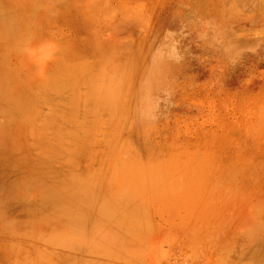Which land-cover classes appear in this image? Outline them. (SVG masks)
<instances>
[{
  "label": "rangeland",
  "instance_id": "374dc122",
  "mask_svg": "<svg viewBox=\"0 0 264 264\" xmlns=\"http://www.w3.org/2000/svg\"><path fill=\"white\" fill-rule=\"evenodd\" d=\"M0 1L6 9L10 8L18 14L12 13V16L10 9L7 11L12 19L17 18L13 28L5 21L8 16L3 19L6 10L0 5V10L4 11H0V33L5 31L8 35V32H14L9 33V39L3 34L5 37H1L4 39H0V96L4 94L3 100L0 97V181H4V185L0 184V190H3L2 186L9 185V194L14 195L15 189L13 191L12 187L16 180V185L24 181L23 185L29 186L27 189L31 191H26L29 196L30 192L39 190L41 194L37 196L36 192V195L28 196L32 198L29 201L34 206H31L26 203L27 196L23 200L22 194V198H19L20 194L19 197L16 195L19 203L16 196L10 197L6 188V192L3 191L14 200L12 206L10 204L8 207L9 212L6 211L9 199H5V195L0 197L6 201L0 199L5 203L3 206L7 205L0 208H4L7 213L4 222L1 223L2 217L0 219L6 231L1 225L3 230H0L6 236L7 230L13 236H22L23 228H32L34 231L32 233L28 229L30 234L27 230L31 237L24 232L26 238H30L25 241L27 247H20L23 241L19 243L18 240L21 236H15L18 238L16 244L14 238L9 239L10 236H2L4 233H0V264H35L37 258L42 263L41 259L45 256L42 258L40 253L45 251L46 241V244H54L55 247L60 243L64 246L67 240H73V235L69 237L71 234H78V227V230L83 231L80 228L85 229L86 225L87 229L95 222V228L99 229L102 223L112 224L115 219L118 221L117 217L118 224L127 223L128 227L126 231L121 230L122 234L118 233L117 236H121L119 243L115 242L117 238L115 241L111 239L114 228L119 226L114 225L117 223L115 221L111 236V225L102 224L103 228L107 227V230L104 229L107 232L102 226V231H94L95 234L92 228L84 230L97 238L85 234L89 237H84L88 238V245L93 242L88 250L85 239L87 247L83 245L86 249H81L84 240L79 243L82 239L79 236L84 234L81 231V235L78 234L76 239L80 240L76 242L81 245L82 252L92 254L94 251L93 254L97 255L95 258L92 255L85 256L88 264H93L97 257L98 261L103 260L99 262L102 264L105 261L104 255L100 259L97 250L100 248L104 253L105 249L108 253L112 250L108 249V245L113 242L117 243L116 249L119 252L127 250L123 241L132 246V250L128 246L129 252H124L127 256L131 254L130 261L123 264H264V0H39V5L38 2L35 4V0ZM20 14L21 21L17 17ZM16 28L19 31L13 30ZM71 76L78 78L74 82ZM57 78L63 81L58 79V84L67 85L62 86V91L60 88L57 90L54 82ZM66 78L67 81L69 78L70 84H65L63 79ZM50 79H54L53 83ZM82 89L85 90L82 92ZM69 90L74 92L76 98L71 97L73 93ZM52 93L54 95L51 96ZM13 96L20 98L21 105L17 100L14 101ZM53 96L57 102L52 100ZM82 97L90 100L87 101L90 102L88 106L86 101H81ZM59 99L63 102L65 100L64 104L68 102L77 106L73 104L74 108L67 104L68 107L61 104L62 101L59 104ZM4 100L7 101L2 104ZM40 102H45L50 108ZM11 104L16 106L11 107ZM23 106H26L24 110ZM66 108L71 111L64 112ZM52 109L49 115L48 110ZM43 110L47 113L42 114ZM40 117L46 121L45 125L40 122L41 126L54 130L41 131L43 127L40 129V124L37 126L40 130L31 127L35 125L34 122L37 125L38 120L42 121ZM77 118L79 122L75 121ZM68 122L78 123L71 126ZM68 127L71 133H68ZM78 176L82 183L84 180V184L86 182L90 185L89 188L97 190L98 195L90 192L92 190L87 185L85 187L90 197L87 195L85 198L83 192V196L79 195L82 184L78 188L81 183L76 181ZM67 180L71 187H67ZM61 181L67 184L64 193L63 183L59 185ZM71 181L72 185L76 182L77 186H74L78 190L73 186V191H79H74L78 193L77 198L73 191L69 192L72 189ZM58 192L69 193L62 200L70 199L72 201H68L73 204L67 208L70 202L64 201V205L61 199L57 201L60 195ZM102 194H106V198ZM93 195L100 197V202L98 199V203L93 204H97L96 211L99 203L109 202L107 206L113 204L117 216L113 219V209H104L102 204V212L98 210L100 218L97 217L98 211H92L94 206L84 200L92 201L93 198H90ZM60 196L63 198V195ZM72 197L82 199L81 203ZM82 201L91 204L88 210L91 215H86L87 210L86 216L82 213L85 210ZM23 203L26 205L23 206ZM46 204L54 205V208ZM55 206L59 207L55 209ZM33 207L47 211L46 214H56V210L60 213L61 210L63 212L60 216H65L60 217L58 213L57 216L63 219L54 218L57 220L54 223L48 213L50 216L47 219L50 221L45 222L48 215L45 216L43 212L44 217L41 212L44 220L41 219L40 211L37 212ZM28 208L37 210L40 216L37 213L33 216L35 211ZM2 210L1 213L4 212ZM26 210L31 211L32 216ZM66 213L69 215L66 216ZM70 214H77L76 219L82 217L85 223L79 219L77 221L83 225L78 222L74 225L76 219ZM88 215L91 218L89 222L86 221ZM12 216H16L15 222ZM25 216H31L29 222L25 221L26 225H31L29 227L17 223L19 218L25 220ZM35 216L38 218L35 219ZM66 217L70 219H66L70 228L67 223L65 227L68 229L61 228L62 232L59 226L63 223L65 225ZM39 218L44 222H40ZM31 219H35L36 223ZM104 219L108 222H104ZM72 222L73 228L77 226L74 233L70 231ZM10 224L17 226L11 227ZM67 230L72 233L69 235ZM64 233L69 238L62 236L64 240H59ZM57 234L61 241L59 243ZM65 238L66 244L63 245ZM53 241L55 243L52 244ZM42 243L44 247L40 250L38 247ZM96 245L99 248L94 249ZM113 245L115 247V244L110 246ZM74 247L77 248L76 244ZM11 248L12 252L17 248L20 251H15L14 255L23 252L27 254L26 257H22L23 253L17 254L16 258L20 260L17 261L9 252ZM75 250L72 252L74 255ZM117 250L116 253L109 252L108 258L112 254V259H115L113 255H117ZM66 251L64 256L63 249L60 251L62 255H53V252L51 256L46 252L43 255L47 254L50 264L53 257V262L57 264L62 257L63 264H70L74 261L71 256H75L67 255ZM80 253L77 255L82 256L83 253ZM86 253L83 259L79 256L78 260L85 261ZM5 256L8 257L5 259ZM77 257L74 258L75 264H81L83 261L80 263ZM118 258L119 262L117 259L115 262L110 259L107 261L122 264L124 260L120 261V256ZM47 260L44 261L46 264L49 262Z\"/></svg>",
  "mask_w": 264,
  "mask_h": 264
},
{
  "label": "bare ground",
  "instance_id": "6f19581e",
  "mask_svg": "<svg viewBox=\"0 0 264 264\" xmlns=\"http://www.w3.org/2000/svg\"><path fill=\"white\" fill-rule=\"evenodd\" d=\"M35 1H36V2H35ZM35 1H34L35 4L38 2L37 4L39 5L40 1H39V0H35ZM0 5H1V7H3V10H4V9L6 10L5 13H3L4 11L2 12V11L0 10V11L3 13V15H4V16H3V19H5L4 17H7V16H8V18L5 19V21L7 20L6 23L9 24V25H12V26H13V25H14V22H15V20H17V18H14V17H13V19H12V16H13L12 13H15V15H16L17 12H16V11L12 12L11 9L9 8L10 11H11V12H10V15L12 14V16L10 17V15H8L9 12H7V11H9V9L7 8V9H8V10H7V9H6V6H4L3 3H1V1H0ZM2 5H3V6H2ZM34 6H35V5H33V7H34ZM1 7H0V8H1ZM34 8H35V7H34ZM1 9H2V8H1ZM6 13H7V15L5 16ZM15 15H14V16H15ZM17 15H18V14H17ZM0 17H2V16H0ZM17 17H19V19H20L21 14H20L19 16H17ZM9 18H11V19H9ZM21 18H22V17H21ZM1 19H2V18H1ZM11 20H12V21L14 20V21L12 22ZM21 20H22V19H20V21H21ZM9 21H10L12 24H10ZM1 22H2V20H1ZM8 22H9V23H8ZM16 25H17V24H16ZM6 26H7V25H6ZM5 28H6V27H5ZM13 28H15V26H13ZM3 29H4V28H3ZM13 30H16V31H17L18 29L16 28V29H13ZM16 31H15V32H16ZM18 31H19V30H18ZM3 32L5 33V31H2V33H0V39H1L2 37H5V36H3V35H6V33L4 34ZM11 32L14 34L13 31H10V32H8V35L12 34ZM9 33H10V34H9ZM2 34H3V35H2ZM16 34H17V33H16ZM18 34H19V32H18ZM1 35H2V37H1ZM8 35H6V36H7L6 38H8ZM9 37H10V36H9ZM6 38H5V39H6ZM2 39H4V38H2ZM8 39H9V38H8ZM74 74H75V73H74ZM74 74H73V75H74ZM75 75H76V74H75ZM75 75H74V76H75ZM77 75H78V74H77ZM61 78H64V76L61 77ZM61 78H60V79H61ZM70 78L75 82V79L78 78V77L76 76L75 79H74V77L72 78V76H71ZM80 78H81V77H80ZM80 78H79V79H80ZM54 79H55V78H54ZM54 79H52V80L50 79L51 83H53V80H54ZM58 79H59V78H57L56 81L54 80V82H56L57 90H58V88H60V90L62 91V90H64V88L62 87V86L64 85V83H63V84L60 83V84H62L61 87H60V86H59L60 84H58V82H59ZM60 79H59V80H60ZM79 79H77V80H79ZM63 80H65V81H64V82H66L65 84H68L67 82H69V84H70V80H69V78H68V81H67V78H66V79H63ZM77 80H76V81H77ZM57 81H58V82H57ZM60 81L63 82L62 79H61ZM78 82H79V81H78ZM84 82H85V81H84ZM84 82H83V83H84ZM51 83H50V86H51ZM53 85H55V83H54ZM64 86H67V85H64ZM51 87H52V86H51ZM49 88H50V87H49ZM52 88H53V87H52ZM52 88H51V90H52ZM55 88H56V86H55ZM62 88H63V89H62ZM49 90H50V89H49ZM54 90H55V89H54ZM67 90H68V89H67ZM67 90H65V91H67ZM84 90H85V89H84ZM84 90L82 89L81 91L83 92ZM86 90H87V88H86ZM65 91H64V95H65ZM87 91H88V90H87ZM69 92H72V93H73V95H72L71 97H74V96H75V94H74L73 91H70V90H69ZM58 93L60 94L61 92L58 91ZM87 93H88V92H87ZM2 94H3V93H2ZM2 94H1V95H2ZM48 94H49V93H48ZM61 94H63V93H61ZM68 94H69V93H67L66 95H68ZM7 95H9V94H7ZM7 95L5 94V96H7ZM52 95H54V94L52 93L51 96H52ZM69 95H71V94H69ZM69 95H68V96H69ZM9 96H11V95H9ZM9 96H8V97H9ZM16 96H18V94H17ZM55 96H56V95H55ZM0 97H1V96H0ZM2 97H4V94L2 95ZM2 97H1V98H2ZM13 97L15 98V96H13ZM18 97H19V96H18ZM18 97L15 98L14 101L17 100V102L19 103V105H21V102L19 101L20 98L18 99ZM41 97H42V96H41ZM41 97H40L39 99H42V98H43V97H42V98H41ZM47 97H48V95H47ZM60 97L63 98V96H61V95H60ZM84 97H87V96L84 95ZM84 97L80 98V99H82L81 101H86L85 104H87V103L89 104L90 102H87V101H90V100H89V99H88V100H84V99H83ZM10 98H11V99H10ZM10 98H9V100H11V102L13 103V101H12V97H10ZM44 98H46V97H44ZM48 98L50 99V97H48ZM48 98H47V99H48ZM51 98H52V97H51ZM53 98H54V99H52V100H55V97H54V96H53ZM66 98H68V97H66ZM74 98H76V97H74ZM4 99H6V97H5ZM47 99H46V101H47ZM63 99H65V98H63ZM0 100H1V99H0ZM2 100H3V98H2ZM65 100H66V99H65ZM65 100H64V102H63L62 100L59 99V104H60V102L62 101L63 103H61V104H63V105H67L68 102H67V104H64V103H66ZM6 101H7V100L1 101V103H2V102H6ZM42 101H43V100H42ZM55 101H56V100H55ZM55 101H54V102H55ZM67 101H69V100H67ZM47 102H48V101H47ZM56 102H57V101H56ZM74 102H76V101H74ZM7 103H8V102H7ZM40 103H41V102H40ZM44 103H45V102H43V104L41 103V105H45ZM49 103H50V102H49ZM49 103H48V104H49ZM82 103L84 104V102H82ZM2 104H3V103H2ZM5 104H6V103H5ZM5 104H4L3 106H5ZM15 104L17 105V103H15ZM46 104H47V103H46ZM57 104H58V103H56L55 105H57ZM59 104H58V105H59ZM73 104H74V103H73ZM73 104H68V105H69V106L72 105L71 107H74V108H75L74 105L77 106V104H74V105H73ZM85 104H84V105H85ZM88 104H87V106H88ZM16 105L11 104V107H14V106H16ZM19 105H18V106H19ZM41 105H40V106H41ZM51 105H52V102H51ZM58 105H57V106H58ZM68 105H67V106H68ZM6 106H8V105H6ZM18 106H17V107H18ZM45 106H46V105H45ZM67 106H66V107H67ZM69 106H68V107H69ZM82 106H83V105H82ZM85 106H86V105H85ZM85 106H84V107H85ZM20 107H21V106H20ZM46 107H49V105H47ZM52 107H53V106H52ZM58 107H62V106L60 105V106H58ZM58 107H56V109H57ZM7 108H8V107H7ZM24 108H26V106H23V110H24ZM49 108H50V107H49ZM64 108H65V106H64ZM74 108H72V110H73ZM3 109H4V108H3ZM31 109H32V108H31ZM58 109H59V108H58ZM58 109H57V110H58ZM82 109H83V108H82ZM0 110H1V106H0ZM6 110L8 111V109H6ZM21 110H22V109H21ZM49 110H50V109H49ZM49 110H48V112H49V115H50V113H52L54 109H52L51 111H49ZM59 110L61 111V109H59ZM63 110H64V112L67 110L68 113L71 111V110L69 111L67 108H66V109H63ZM7 111H6V112H7ZM60 111H59V112H60ZM81 111H82V110H81ZM81 111H80V112H81ZM1 112H2V111H1ZM6 112H5V113H6ZM36 112H37V111H36ZM37 113H38V112H37ZM43 113L46 114L47 112H46L45 110H43L42 114H43ZM73 113H74V112H72L71 114L73 115ZM81 113H82V112H81ZM81 113H80V114H81ZM6 114H7V113H6ZM16 114H17V113H16ZM29 114H30V113H29ZM57 114H58V112H57ZM11 115H14V114H11ZM59 115L61 116V114H59ZM62 115H63V114H62ZM66 115H69V114H66ZM72 115H71V116H72ZM81 115H82V114H81ZM81 115H80V116H81ZM47 116H48V114H47ZM51 116H52V115H51ZM48 117H49V116H48ZM53 117H54V116H53ZM56 117H57V115H56ZM56 117H55V118H56ZM61 117H62V116H61ZM63 117H65V115H63ZM69 117H70V116H69ZM42 118H43V117H42ZM49 118H50V117H49ZM67 118H68V117H67ZM71 118H72V117H71ZM39 119L42 120L41 117H40ZM45 119L47 120V118H45ZM64 119H66V118H64ZM68 119H69V118H68ZM78 119H79V118H77L75 121H77ZM53 120H54V119H53ZM53 120H51V121H53ZM58 120H59V117H58ZM58 120L56 119L55 122H57ZM60 120H61V118H60ZM62 120H63V119H62ZM35 121H36V120H35ZM64 121H65V120H64ZM75 121H74V122H75ZM33 122H34V121H33ZM37 122H38L37 125H36V122H34L35 125L32 124L31 127L34 126V127L36 128V127L40 124V122H41V123L44 122V123H42V125H43V124L45 125V123H46V121H43V120H42V121H39V120H38ZM74 122H73V123H72V122H68V124L70 123L71 126H72V124H76V123H78L79 120H78V122H76V123H74ZM80 123H81V122H80ZM48 124L50 125L49 122H48ZM48 124H47V125H48ZM61 124H64V122L62 123V121H61ZM81 124H82V123H81ZM52 125H53V124H52ZM57 125H58V124H57ZM64 125H65V124H64ZM53 126H54V125H53ZM53 126H51V127H53ZM60 126H61V128L63 127L62 125H60ZM69 126H70V125H69ZM76 126H77V125H76ZM76 126L74 125V127H76ZM31 127H29V128H31ZM38 127H39V126H38ZM38 127H37L36 129H37V130H40L43 126H41V124H40V127H39L40 129H39ZM44 127H45V128H44ZM44 127H43V129H41V131H42V130L44 131V130L47 128V126H44ZM51 127H50V128H51ZM54 127H56V124H55ZM29 128H28V130H29L28 132L31 133V130H30ZM56 128H58V127H56ZM61 128H60V129H61ZM64 128H66V127L64 126ZM78 128H79V127H78ZM80 128H82V129H81V131H82V130H83L82 125H81ZM32 129H33V128H32ZM52 129L54 130V128H52ZM52 129L50 130L49 127H48V129H46V131L48 130L47 132H50V131H52ZM66 129H67V128H66ZM69 129H70V128L68 127V133H71L72 131L70 130V132H69ZM71 129L74 130L73 128H71ZM33 130L35 131V129H33ZM33 130H32V132H33ZM55 130H56V129H55ZM61 130H62V129H61ZM78 130H79V129H78ZM65 131H66V130H65ZM75 131H77V129H76ZM47 132H44V133H47ZM53 132L57 133L58 131H53ZM73 132H74V131H73ZM77 132H78V131H77ZM77 132H76V133H77ZM58 134H59V133H58ZM58 134H57V135H58ZM77 134H78V133H77ZM73 136H75V135H73ZM76 136H78V135H76ZM76 136H75V137H76ZM79 136H83V135H80V134H79ZM79 136H78L77 138H79ZM72 138H73V137H72ZM77 138H74V139H77ZM79 139H81V138H79ZM75 141H76V140H75ZM77 141H78V140H77ZM109 174H110V173H109ZM72 175H73V177H74V174H72ZM105 175H106V174H105ZM107 175H108V174H107ZM75 176H76V175H75ZM103 176H104V175H103ZM103 176H102V178H103ZM68 177H69V176H68ZM68 177H67V178H68ZM70 177H71V176H70ZM78 177H79V176H78ZM78 177H76L77 180L74 179V181L76 180L77 183H79V182L82 181V179L79 180L80 177H79V178H78ZM109 177H110V176H108L107 178H109ZM102 178H101V179H102ZM105 178H106V176H105ZM72 179H73V178H72ZM19 180H20V179H19ZM19 180H18V181H19ZM21 180H22V179H21ZM21 180H20V181H21ZM68 180L70 181V179H68ZM68 180H67V183H68ZM105 180H107V179H105ZM105 180H104V182H105ZM14 181H15V183H14ZM14 181L10 184V185H12L13 183L15 184V185L13 186V187H15V188L12 187V190L15 189V191H19V189H20V190L22 189L21 191H23V193H22L21 191H20L21 193H20V192L17 193V192H15V191L13 190L15 194H14V195H11V194H9V193H11V192L8 191V187H9V185H8V187H7V186H4V187L2 186L1 189H3V190H0V197H4V195H5L6 197H4V198H5V199L7 198V200L9 199V201H10V199L12 200V198L15 197L16 195H18V194L21 195V194H22V195L24 196L23 200H26L25 198H27V197L29 196L28 192L31 191L30 189H29V190L27 189V188L29 187V186H27V184H26L27 182L25 183V184H26V186H25V185H23L24 181H23V182H20V181H19V182H20L19 185H16V180H14ZM18 181H17V182H18ZM78 181H79V182H78ZM101 181H103V180H101ZM2 182L4 183L3 179H2V181H0V184H1V185H4ZM65 182H66V181H65ZM72 182H73V181H71V183H70L71 185H72ZM104 182H103V183H104ZM59 183H61V184H59ZM59 183H56V184L62 185V183H63V185H62V186H63V189H64V188L66 189V186H65L66 183L64 184V181H63V182L61 181V182H59ZM75 183H76V182H75ZM75 183H73V185H72V189H70L69 192H72V191H73V189H74L73 186H74ZM17 184H18V183H17ZM21 184H22L23 186H20ZM81 184H82V190L79 189V191H81V192H79V191H77V190H78V188H81V186H80ZM83 184H84V180H83V183H82V182L79 183L78 188L74 186L75 189H77V190H74V191H75V192H76V191L79 192V193H80L79 195H81V196L85 195V198H86L87 195L90 197V194H89V192H88L89 190H86V188H87V187L89 188L90 185H89L88 183L86 184V182H85L84 186H83ZM1 185H0V186H1ZM50 185H52V183H50ZM66 185H67V184H66ZM75 185H76V184H75ZM85 185H87V187H85ZM88 185H89V186H88ZM16 186H17L18 188H17ZM53 186H54V185H52V187H53ZM69 186H70V185H69V183H68V186H67V187H69ZM76 186H77V185H76ZM25 187H26V188H25ZM70 187H71V186H70ZM5 188H6V190H7V193H8L9 195H11L10 197H12V198H10L8 195H6L7 193H4V192H3V191H5ZM59 188H61V187H59ZM84 188H85V190L87 191L85 194H84L85 190H83ZM16 189H18V190H16ZM25 189H26V190H25ZM53 189H54V187H53ZM55 189L59 190L58 187H56ZM65 189L63 190V192H62V191H61V192L64 193ZM89 189L92 190V188H89ZM9 190H11V187H10ZM46 190H47V189H46ZM57 190H56V191H57ZM1 191H2V192H1ZM13 191H12V192H13ZM24 191H25V192H24ZM26 191H28V192H26ZM39 191H40V190H39ZM39 191H36V192H38V193H37V194H38L37 196H39V194H40ZM66 191H67V189H66ZM66 191H65V192H66ZM74 191H73V193H75ZM96 191H97V190H96ZM96 191H94V189H93V190L90 191V192H94L95 194L98 195V193H96ZM5 192H6V191H5ZM36 192H35V193H34V192H33V193L30 192L31 195H30L29 197H31L32 194H33V196L36 195ZM45 192H46V191H45ZM48 192H49V191H48ZM50 192H51V191H50ZM61 192H58V193H60V195H63V196H62L63 198H61V196L58 195V196H59V200H57V201H61L62 199H65V198H64V197H66L65 195H68V194H69V193H68V194H66V193H65V194H61ZM82 192H83V195L81 194ZM1 193H3V196H1ZM41 193H42V192H41ZM46 193H47V192H46ZM46 193H43V194L46 195ZM12 194H13V193H12ZM24 194H25V195H24ZM53 194H54V193H53ZM55 194H56V193H55ZM107 194H108V193H107ZM22 195H21V197H19V195H18V197H19V198H22V197H23ZM40 195H41V194H40ZM45 195H42L41 197L44 196L45 198H47ZM71 195H72V193H71ZM76 195L78 196V193H75V196H74V197L77 198ZM99 195H100V192H99ZM102 195H104V197H105L106 194H102ZM108 195H109V194H108ZM26 196H27V197H26ZM48 196H49V195H48ZM54 196H55V195H54ZM69 196H70V195H69ZM91 196H92V195H91ZM8 197H9V198H8ZM16 197H17V196H16ZM18 197H17V200H18ZM29 197L27 198L28 200H26V201L31 202V203L26 202L27 205L31 204V206H34V205H32V201H29V200H32V198L29 199ZM35 197H36V196H35ZM51 197H53V195H51ZM55 197H57V195H56ZM67 197H68V196H67ZM67 197H66V198H67ZM70 197H71V196H70ZM74 197H72V199H73ZM89 197H88V198H89ZM101 197H102V196H101ZM4 198H0V199H2V200L5 201ZM37 198H38V197H37ZM53 198H54V197H53ZM57 198H58V197H57ZM57 198H56V199H57ZM76 198H74V200H75ZM80 198H81V197H80ZM82 198H83V197H82ZM92 198H93L92 201L83 198L84 200H86V203H89V202H90V203L92 204V206L95 207V209H94V207L90 206L91 204H88V205H87V204H85V202L82 201V202L85 204V205H83V203H82V205L85 207V210L83 209L84 212H82V213H84V215H85V213L90 209V207H92V208H91V209H93L92 211H94V210L96 211L97 204H96V206L93 205V204L100 202V197L98 198L96 195H93V197H91L90 199H92ZM105 198H106V197H105ZM43 199H44V198H43ZM48 199H50V197H49ZM56 199H55V200H56ZM60 199H61V200H60ZM98 199H99V200H98ZM13 200H14V199H13ZM13 200H12V202H11V201H10V202L7 201V202H9V203H7V202L5 201L6 204H7L8 206H7V205L3 206L5 203H4L3 201L0 200V203H2V204H0V205H2V206H0V208H1V207H6V206H7V208H8L9 205H10L11 203H13ZM17 200H15L16 202H15V201H14V202L17 203V204H18V202L20 203V201L18 200V202H17ZM21 200H22V199H21ZM35 200H36V199H35ZM50 200H51V199H50ZM52 200H53V199H52ZM68 200H70V199H68ZM68 200H67V201L64 200V201H66V202H70V201H72V200H70V201H68ZM76 200H79V199H76ZM81 200H82V199H80L79 202H80ZM87 200H88V201H87ZM94 200H95V201H94ZM97 200H98V202H97ZM105 200L108 201L107 199H104V201H105ZM36 201H38V200H36ZM36 201H33V203H34V202L36 203ZM39 201H40V200H39ZM46 201L48 202L49 200H46ZM57 201H56V202H57ZM64 201L62 200V203H64ZM93 201H94V203H92ZM106 201H105V202H106ZM22 202H24V201H22ZM22 202H21V203H22ZM73 202H74V201H73ZM79 202H77V203L80 204L81 202H80V203H79ZM101 202H103V201L101 200ZM24 203H25V202H24ZM24 203H23V206L26 205V204H24ZM60 203H61V202H60ZM62 203H61V204H62ZM77 203H75V204H77ZM108 203H109V202H107V204H108ZM37 204H38V203H37ZM44 204H45V203H44ZM48 204H49V203H48ZM48 204H46V205H48ZM56 204H57V203H56ZM71 204H73V203L70 202V205L67 206V208L70 207ZM102 204H104V202H103ZM102 204L99 203V207H98V208H100V207H101L100 205H102ZM107 204H104L102 207H103L104 209H105V207L110 208V209H113V210H111V215L113 214L112 218L114 219V216H117V214H115L116 209H115V211H114V205H113V204H112L113 208H111L112 206H111L110 204H109L108 206H111V207H108ZM35 205H36V204H35ZM39 205H42V204L39 203ZM39 205H38V208H39ZM57 205H59V203H58ZM64 205H65V203H64ZM80 205H81V204H80ZM80 205H78V206H80ZM10 206H12V204H11ZM21 206H22V205H21ZM21 206H20V207H21ZM48 206H49V208H50V207H53V208H54V205H53V206L48 205ZM83 206H81V210H82ZM86 206H89V207L86 208ZM26 207H28V206H26ZM36 207H37V206H36ZM36 207H35V208L33 207V208H34V209H37L38 211H37V210H34L33 208H30L31 211H32V210L35 211L34 213H32L33 216H34L37 212H39V211H40V212H39L40 215H41V212H42V214H43V212H44L45 216H47L48 213H49L51 216H52V215L55 216V217H51L50 215H48L47 217H45L44 214H43V216L46 218V219H45V222L48 220L47 218H49V216H50V218H52V221H53L54 223H57V222L54 221V220H56V219H57V220H58V219H59V220H60V219H63V218H59V217H58V216H60V213L63 212V211H61V210H60V213L58 212V210H56V211H57L56 214H54L55 212H54V213H53V212H51V213L48 212V213L46 214L47 211H43V210L41 211V210H39V209L36 208ZM42 207H43V205H42ZM56 207H59V206H55V209H56ZM9 208H10V207H9ZM9 208H8V210L5 208L6 211H9V212H10V209H9ZM46 208H47V206H46ZM71 208H72V207H71ZM71 208H70V209H71ZM98 208H97V211H98V210L101 211L102 208H100V209H98ZM107 208H106V210H109V209H107ZM16 209H18V208H16ZM19 209H20V208H19ZM21 209H23V207H21ZM28 209H29V208H28ZM30 209H29V210H30ZM57 209H58V208H57ZM73 209H74V208H73ZM73 209H72V210H73ZM104 209H103V211H104ZM0 210H2V209H0ZM44 210H46V209H44ZM53 210H54V209H52V211H53ZM62 210H63V209H62ZM74 210H76V208H75ZM78 210H80V208H79ZM86 210H87V211H86ZM106 210H105V211H106ZM3 211H4V212H3ZM6 211H5L4 208H3L2 212H3L5 215H4L3 213L0 212V219H1V217L3 218V219H1V223L4 222V221H3V220H4V216H6V214H7ZM21 211H23V210H21ZM21 211H20V212H21ZM26 211H28V210H26ZM31 211H28V213H30V215L32 216ZM33 211H32V212H33ZM36 211H37V212H36ZM76 211H77V210H76ZM85 211H86V212H85ZM97 211H96V212H97ZM9 212H8V213H9ZM15 212L17 213V210H16ZM18 212H19V211H18ZM23 212H24V211H23ZM65 212H67V211H65ZM65 212H64V214H65ZM70 212H71V211H70ZM101 212H102V211H101ZM108 212H109V211H108ZM108 212H107V213H108ZM112 212H113V213H112ZM16 213H15V214H16ZM25 213H26V212H25ZM28 213H27V215H28ZM39 213L36 214L38 217L40 216V215H38ZM58 213H59V214H58ZM73 213H74V212H73ZM77 213H78V212H77ZM79 213H80V212H79ZM79 213H78V214H79ZM88 213H89V211L86 213V215H87ZM90 213H91V212H90ZM90 213H89V215H91ZM103 213H104V212H103ZM103 213H102V216H103ZM105 213H106V212H105ZM116 213H117V212H116ZM1 214H2L3 216H2ZM15 214H13V215H15ZM57 214H58V216H57ZM108 214H109V213H108ZM114 214H115V215H114ZM25 215H26V214H25ZM68 215H69V214L66 213V216H68ZM70 215H72V214H70ZM76 215H77V214H76ZM76 215H75V216H74V214L72 215V216L75 217L74 219L77 218ZM80 215L82 216L83 214H80ZM86 215H85V216H86ZM89 215H88V216H89ZM96 215H97V213H96ZM99 215H101V213L99 214V211H98V216H97V217H99ZM104 215H105V214H104ZM109 215H110V214H109ZM111 215H110V216H111ZM7 216H8V215H7ZM16 216H17V215H16ZM16 216H12V218H13V222H15L14 219L16 218ZM31 216H29V218H28V216H27L28 219H27L26 216H25V218H26L27 220H26V219L23 220L24 222L21 221V219H24L23 217H22L21 219L18 217L19 219L17 218V219H18L17 223H18V222H21V223H23V225L29 227V226H31V225H29V226L26 225L25 221H26V222H29V221H30L29 219H30ZM37 216H35V217H36L35 219L38 218ZM62 216H65V215H61L60 217H62ZM88 216H87V217H88ZM92 216H93V215H92ZM105 216H107V214H106ZM14 217H15V218H14ZM57 217H58V218H57ZM69 217H70V216H69ZM33 218H34V217H33ZM40 218L44 220V218L42 217V215L40 216ZM40 218H39V219H40ZM54 218H56V219H54ZM81 218H82V217H79V219H81ZM89 218H90V216L86 219L87 222H89ZM92 218L94 219L95 217H92ZM99 218H100V217H99ZM115 218H116V217H115ZM9 219H10V218H9ZM17 219H16V220H17ZM35 219H31V221L33 220L32 222H34ZM41 219H40V220H41ZM66 219L68 220L69 218L66 217V218H65V221H66ZM72 219H73V217L71 218V220H72ZM74 219H73V220H74ZM79 219H76V221H73V220H72V221L75 223L74 225H77V222L79 221ZM84 219H85V218H84ZM110 219H111V218H110ZM10 220H11V219H10ZM28 220H29V221H28ZM57 220H56V221H57ZM77 220H78V221H77ZM104 220H105V219H104ZM111 220H112V219H111ZM115 220H116V219H115ZM115 220H112V221L114 222ZM117 220H118V221H115V223H116V222H117V223L114 224V225H119V226H121L122 228H124L123 226L126 224L124 229H122L121 227H120L121 229H117V228H119V226H118L117 228L112 227V225H113V222H112V221H111L112 224H109V223H105V224L102 223V224H104V226H105V225H108V226L111 225V226L109 227V230H110L111 227H112V230H110V232H111V233H110V236H111L112 232H114V230H115V232H114L113 235L111 236V239L114 240V241L118 239V240L115 241V242L119 243L120 240H121V236L119 237V236H117V235H119L120 233L122 234V232H123L124 230H125V231L128 230V229H127L128 227L126 228L127 223H125V224H121V225L118 224V222H119V218H118V217H117ZM48 221H50V219H49ZM52 221H51V223H52ZM68 221H70V219H69ZM68 221L65 222V225H63L64 223H63V224L60 223V224H61V227L59 226V230H60V231L63 230V229L61 230V228H64V227L67 225ZM80 221L83 222L82 219H81ZM84 221H85V220H84ZM90 221H91V218H90ZM7 222H8V219H7ZM7 222H6V223H7ZM13 222L11 221V223H13ZM32 222H30V223H32ZM40 222H44V221L41 220ZM60 222H61V221H60ZM62 222H63V220H62ZM73 222H72V224H71V226H72L71 229H72V230L70 229V231H73V233H74V230L76 231L75 227H77V226H75V227L73 228ZM81 222H80V223H81ZM92 222H94V221H92ZM92 222H91V224H92ZM96 222H97V221H96ZM99 222H100V221H99ZM104 222H108V221L105 220ZM132 222H133L132 224L135 225L134 221H132ZM35 223H36V221H35ZM58 223H59V222H58ZM80 223L78 222V224H80ZM83 223H85V222H83ZM94 223H95V222H94ZM94 223L92 224V226H91V224H90L91 227H89V228H87V229L92 228V229H91V231L93 230L92 232L95 231L96 233H98V231H102V230H100V227L102 226L101 228H102L103 230H104L105 228H106V230H107V227L103 228L104 226H103L102 224L100 225L99 229L95 228V227H97V225H96V223H95V224H94ZM3 224H4V223H3ZM28 224H29V223H28ZM81 224H82V223H81ZM0 225H1V227H2V224H0ZM7 225H9V224H7ZM10 225H11V227H14V226L16 227V226H17V224H16V225H15V224H10ZM18 225H20V224H18ZM23 225H22V227H23ZM32 225H33V224H32ZM82 225H83V224H82ZM88 225H89V223H88ZM94 225H96V226H94ZM114 225H113V226H114ZM20 226H21V225H20ZM62 226H63V227H62ZM67 226L69 227V226H70V223H68ZM84 226H85V229H84V228H80V229H82L83 231L78 230L79 227L77 228V231H79V232H78L79 235H81L80 231L83 232L82 234H84V236H83V235H82V236H79V238L82 237L81 240L78 239V240H80V242L76 239V238H78V234H77V232H76V236H77V237H76L74 234H71L72 232H70L69 230H67V232H69L68 234H69V235L71 234L69 237L72 238V235H73L74 238H72V239H73V240L76 239V240H74V241L71 240V242L73 241L72 243L70 242V239H69V242H70V243H69L68 240H67V244H66V238H65V242H64V241L62 242L63 245H64V243L66 244V245H64L65 247H64V246H61V245H60L61 243L58 245V246H60V247H58L56 244H55V245H56V247H55L54 244H53V243H55L54 241L51 242V243L53 244V246H54V247H53L51 244H49V245L46 244V243H47V241H46V242L44 243V244H45V247L43 246L44 244L42 243V244L40 245V247H38V248L41 250V248L43 249V247H44L45 249H43V250H45V251H43V250H42V251H43V252H46L47 254H49V256H51V253H52V252H53V253H52L53 255L56 254V253H60V254H61L60 251H61L62 249H63V252H62L63 256H64V251H66V250H68V251L65 252V253H68L67 255H70V254H73V255H74V253H72V252H74V250L77 249V248H78L79 250H81V249L84 250V248L88 246L87 249L85 248L86 250H88V249H90V247H92L91 243H93V242L91 241V239H90L89 242L91 241V242H90V245H91V246L88 245V242H87V240H88V238H89L88 236H90V238H91V236H93V235L95 234V232H94V234L92 233V234H93V235H92L91 232L88 230V231L90 232V235H89L87 231H84V230H87L86 227H88V226H86V225H84ZM1 227H0V229H2V228L4 229V227H2V228H1ZM7 227H8V226H7ZM7 227H6V228H7ZM27 227H26V228H27ZM134 227H135V226H132L133 229H136V227H135V228H134ZM18 228L20 229L19 226H18ZM18 228H17V230L20 232V230H19ZM69 228H70V227H69ZM93 228H95L96 230H94ZM113 228H114V230H113ZM3 229H2V230H3ZM9 229H10V228H9ZM11 229H14V228H11ZM21 229H22V228H21ZM28 229H29L30 231H32V233H33L34 229H32V228H27L26 230H25V228H23L24 232L26 231V232H25L26 234H28V233H27V230H28ZM31 229H32V230H31ZM65 229H68V228L65 227ZM129 229L131 230V228H129ZM29 230H28V232H29ZM59 230L57 229V231H59ZM106 230H104V231H106ZM117 230H118V231L120 230V231L117 232ZM121 230H123V231H121ZM4 231H6V229H4ZM104 231H103V232H104ZM2 232H3V231L0 230V233H1V234L4 233V232H3V233H2ZM21 232H22V231H21ZM24 232H23V234H24V236H25V233H24ZM62 232H63V231H62ZM64 232H65V231H64ZM86 232H87V233H86ZM106 232H107V231H106ZM116 232H117V233H116ZM10 233H11V232H10ZM10 233H8V230H7V233H6L7 236L5 235V233H4L2 236H6V237H9V236H10L11 238H9V239H13V238H14L13 241L18 240V238L21 236V235H19V236H18V235H15L16 233L14 234V232H13V234H14L15 236L18 237V238H17V237H15V236H13V235H10ZM29 233L31 234V232H29ZM65 233H66V232H65ZM65 233H64V234H65ZM118 233H119V234H118ZM8 234H9V235H8ZM17 234H18V233H17ZM23 234H22V236L19 238L20 240H18L19 243H21V242L23 241L22 244H21V246H20V245H19V246H20V247H27V246H26L27 243H25V241H26V242L29 241L30 238H29V237L26 238V236L23 237ZM59 234H61V233H59ZM59 234L56 235L57 240H58V236H59ZM64 234H63V235H60V239H59V240H62L65 236L68 237L67 234H65V235H64ZM85 234H86V235L88 234V236H85ZM99 234H103V233L100 232ZM99 234H98V235H99ZM28 235H29V234H28ZM103 235H107V234H103ZM115 235H116V236H115ZM12 236H13V237H12ZM29 236L31 237V235H29ZM53 236H55V235H53ZM53 236H52V237H53ZM62 236H63V238H62ZM99 236H100V235H99ZM69 237H68V238H69ZM84 237H88V238L86 239V238H84ZM93 237H95V236H93ZM97 237H98V236H97ZM108 237H109V236H108ZM112 237H113V238H112ZM21 238H23V239H25V240H23V239H21ZM53 238H54V240H55V237H53ZM68 238H67V239H68ZM95 238H96V237H95ZM101 238H102V235H101ZM115 238H117V239H115ZM119 238H120V239H119ZM84 239H85L86 242H87V246H86V243H85V240H84ZM96 239H97V238H96ZM96 239H95V241L98 242ZM102 239H103V238H102ZM109 239H110V238H109ZM111 239H110V241H111ZM21 240H22V241H21ZM57 240H56V243H57ZM59 240H58V243L61 242V241H59ZM63 240H64V239H63ZM83 240H84V241H83ZM92 240H93V239H92ZM103 240H105V239H103ZM20 241H21V242H20ZM76 241L79 242V243H81V241H83L84 244L82 243V248L80 247L81 245H78L79 243H77ZM93 241H94V240H93ZM95 241H94V242H95ZM15 242H16V241H15ZM15 242H14V243H15ZM18 242H16V244H17ZM101 242H102V241H101ZM111 242H113V241H111ZM115 242L111 243V244H115V247H114V245L111 247V246H110L111 244L108 245V249L112 248V250L110 249V251H108V253H107L106 250L104 249V251L106 252V254H104L105 252L102 253L103 250L100 251V248H99V246H97V245H96V246H97L96 248H95V247H93V248H94V249L99 248V250H97V251H98V252L100 251L102 254H101V253H98L97 251H96V252H97V254H99L98 256L104 255V259H105L104 262H106V264H107V262L109 261V259H110L111 262H112V260L115 262L116 259H117V261H118V260H119V258H118L119 256L121 257L120 261H122V259L124 260V261H122V264L125 263L126 261H130L131 254L128 253V252H129L128 249L130 248V247L128 248V246H131V245H128V244H130V243L127 242V241H123V242H124V245H125L126 248H127V250H126V249H125V250L123 249L124 251L122 250L123 252L121 253V252H119V251L116 249V247H117L116 244H117V243H115ZM58 243H57V244H58ZM102 243H104V242H102ZM102 243H101V244H102ZM126 243H128V244H126ZM24 244H25V246H22V245H24ZM68 244H69V245H68ZM71 244H74V246H75V244H76L77 248L74 247V246L71 245ZM96 244H97V243H96ZM98 244H99V243H98ZM101 244H100V245H101ZM14 245H15V244H14ZM67 245H68V246H67ZM70 245H71L73 248H72ZM83 245H84L85 247H84ZM105 245H107V244H105ZM105 245H103V246L105 247ZM12 246H13V244H12ZM48 246H49L50 248L53 247L54 250H53V249H50ZM103 246H102V247H103ZM109 246H110V247H109ZM15 247H16V245H15ZM15 247H14V248L12 247V248L15 249ZM63 247H64V248H63ZM66 247H68V249H67ZM69 247H71V248H69ZM100 247H101V246H100ZM102 247H101V248H102ZM12 248H11V250H10L9 252L12 253L11 255L15 256V257H13V258L18 257L17 254L20 255V254L23 253V252H22V253H17V254L14 255L15 251H18V250H17L18 248H17L15 251H13V252H12V250H13ZM46 248H47V249L49 248L48 250H49L50 253L48 252V250H46ZM55 248H56V249L58 248V249H60V250H59V251H58V250L55 251ZM65 248H66V249H65ZM80 248H81V249H80ZM105 248H107V247H105ZM78 249H77V250H78ZM91 249H92V248H91ZM108 249H107V250H108ZM113 249H116V250L118 251L116 256L113 255V258H115V259H112V254H111V257L109 256L110 258H108L107 254H109V252L112 251V252L116 253V250L113 251ZM37 250H38V249H37ZM37 250H36V251H37ZM51 250H53V251H51ZM77 250H75V251L77 252V253L75 252L76 255L80 253V251H79V250L77 251ZM82 250H81V253H80V254H82V253L85 254L86 252H85V251L82 252ZM129 250H132V246H131V248H130ZM24 251H25V248H24ZM70 251H71V252H70ZM89 251H91V250H89ZM126 251H128V252H127V253H128V256H127V254L125 255ZM9 252H8V253H9ZM18 252H20V251H18ZM37 252H38V251H37ZM40 252H41V251H40ZM43 252L40 253V256L42 255V256H41L42 258H44V256H45V258H44L45 260H44V259H41V260H42L43 262H44V261L46 262V260L48 259V258H46V255H47V254H46V255H43V254H45V253H43ZM54 252H55V253H54ZM69 252H70V253H69ZM93 252H94V251H92V254H91L90 252H88V253H90V254L86 253V255H84V259L86 258L85 256H87V255H92V256L95 258V256H97V255H94L95 253L93 254ZM112 252H111V253H112ZM124 252H125V253H124ZM130 252H131V251H130ZM1 253H2V252H1ZM5 253H6V252H5ZM5 253H4V255H6V254L8 255V253H6V254H5ZM10 253H9V255H10ZM118 253H119L120 255H118ZM123 253H124V255H123ZM62 254H61V255H62ZM83 254H82V256H83ZM2 255H3V254H2ZM22 255H23L22 257L24 258V257H26L27 254H24V253H23ZM24 255H25V256H24ZM76 255H74V256L77 257L78 255H77V256H76ZM109 255H110V254H109ZM122 255H123V257H122ZM55 256H57V255H55ZM79 256H81V255H79ZM79 256L76 258L77 260H78ZM82 256H81V257H82ZM92 256H91V257H92ZM105 256H106V257H105ZM117 256H118V257H117ZM124 256L127 257L128 259H125ZM6 257H8V256H5L4 258L6 259ZM9 257H10V256H9ZM52 257H53V256H52ZM59 257H60V256H59ZM71 257H72V259L74 260V261H73L74 263L72 262V260H69V259H71L70 256H69V259H68V260L71 261L73 264H75V259H74L75 257H73V256H71ZM93 257H92L91 259H94ZM1 258H2V260H3V257H1ZM13 258H12V259H13ZM36 258H37V257L35 256L34 259H36ZM49 258H51V257H49ZM65 258L67 259L66 256H65ZM97 258H98V257H97ZM97 258H96V259H97ZM101 258H103V257L101 256L100 259H101ZM8 259H9V258H8ZM37 259H38V261L40 260L39 258H37ZM37 259L34 260V262L36 261L37 264L41 263L40 261H39V263H38V262H37ZM51 259H52V261H51L52 264H53V263H56V261L53 262L54 257L51 258ZM62 259H63V257H62ZM62 259L59 260V263H58V264L62 263V261L64 260V259H63V260H62ZM79 259H80V258H79ZM82 259H83V257H82ZM82 259H81V260H82ZM91 259L87 258V260H89V261H90ZM96 259H94L95 262H93V264H95V263L98 261V259H97V260H96ZM107 259H108V261H107ZM252 259H254V258H252ZM252 259H251V261L254 262ZM255 259H256V258H255ZM16 260H17V261H20V260L17 259V258H16ZM16 260L14 259V261H16ZM23 260H24V259H23ZM68 260H67V262H68ZM77 260H76V262L79 261V262L81 263V260H78V261H77ZM257 260H258V259H257ZM3 261H4V260H3ZM48 261H49V262H48ZM82 261H83V260H82ZM91 261H93V260H91ZM102 261H103V260H101V262H102ZM117 261H116V263H117ZM255 261H256V260H255ZM34 262H33V263H34ZM43 262H42V263H43ZM45 262H44L43 264H46ZM47 262H48V264H50V260H47ZM84 262L87 263L88 261L86 262V259H85V261H83L81 264H83ZM99 262H100V260H99L98 263H96V264H100V263H101V262H100V263H99ZM104 262H103V263H104ZM118 262H119V261H118ZM17 263H18V262H17ZM36 263H35V264H36ZM42 263H41V264H42ZM64 263H65V262H64ZM72 263H70V264H72ZM85 263H84V264H85ZM89 263L91 264V262H89ZM103 263H102V264H103ZM109 263H110V262H108V264H109ZM120 263H121V262H120ZM120 263H118V264H120ZM126 263H128V262H126ZM56 264H57V263H56ZM62 264H63V263H62ZM76 264H78V263H76ZM87 264H88V263H87ZM110 264H112V263H110Z\"/></svg>",
  "mask_w": 264,
  "mask_h": 264
}]
</instances>
